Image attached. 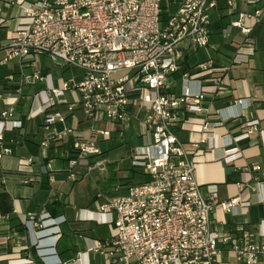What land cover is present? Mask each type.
<instances>
[{"label": "built area", "instance_id": "obj_1", "mask_svg": "<svg viewBox=\"0 0 264 264\" xmlns=\"http://www.w3.org/2000/svg\"><path fill=\"white\" fill-rule=\"evenodd\" d=\"M226 1L235 6L236 0ZM162 2L0 0V26L7 28L0 63L23 64L28 56L45 55L64 68L81 70L80 81L61 79L57 87L48 88L47 99L36 93L26 114L29 119L41 117L48 130L55 123H65L67 112L78 108L88 120L106 124L92 126L89 137L74 140L67 154L70 178L106 166L101 143L114 133L134 128L141 138L132 151V166L144 168L149 178L130 184L103 206L113 216V234L102 241L91 240L88 250L105 255L108 264H221L219 255L225 245L238 264H257L264 255V242L252 231L215 226L214 211L218 207L230 211L238 199L220 201L216 186L205 190L195 178L194 154L201 145L214 146L211 126L206 122L201 139L190 144L181 142L177 131L196 115L207 113V95L217 94L230 69L250 58L253 49L247 43L253 26L264 20V6L241 12L231 23L247 38L238 45L230 65L217 66L209 58L194 70L182 72L185 51L208 46L218 0H185L165 21ZM6 8L16 13L6 14ZM120 71L130 73L114 78ZM178 72L180 85L174 77ZM45 78L37 71L25 74L23 80L35 83ZM69 90L77 93L73 101L62 99ZM14 112V106L0 112L2 130L23 127L22 120L11 119ZM256 130L251 127L234 137L225 149V160L232 162L241 156L234 141ZM69 131L66 128L46 137L41 142L42 157L48 156L52 138L61 139ZM11 152L4 148L0 157ZM33 165V156L20 160L24 184L41 179ZM47 167L51 169L52 164ZM253 168L262 170L264 176L261 165ZM6 181L2 175L0 190ZM27 218L34 228L45 227L41 213L29 212ZM7 242L8 237H0V244Z\"/></svg>", "mask_w": 264, "mask_h": 264}, {"label": "crops", "instance_id": "obj_2", "mask_svg": "<svg viewBox=\"0 0 264 264\" xmlns=\"http://www.w3.org/2000/svg\"><path fill=\"white\" fill-rule=\"evenodd\" d=\"M184 1L168 3L163 0V11L171 15ZM262 6L264 0H236L234 7H230L226 0H218L208 46L187 49L181 71H192L209 58H213L217 66L230 65L238 45L247 38L241 28L231 26V23L241 12H253ZM12 13L16 10L10 9L9 14ZM5 39L6 35L0 38V61L5 56ZM250 39L247 43L253 49L250 58L230 69L221 90L207 95L204 105L209 111L196 115L185 128L177 131V136L185 144L198 142L204 124L209 123L214 132V146L201 145L194 154L195 178L205 190L210 185L216 186L220 201L238 199L230 211L222 207L214 211L215 226L219 230L245 228L252 231L259 242H264V176L262 170L253 168L254 164L264 168V20L253 26ZM1 67L4 68L0 72V112L14 106L11 119L22 120L23 127L2 130L0 123V131H3L0 152L4 148L12 150L0 157V178L2 175L7 178L0 190V237H8L7 243L0 244V264H70L74 260H78L77 264H108L105 255L88 249L91 240L102 241L112 236L113 216L103 206L115 195L123 193L129 183L112 185L105 194H100L98 176H94L93 171L72 179L67 170V154L74 140L89 137L92 126L100 124L105 127L106 124L88 120L80 108L67 112L66 122L55 123L49 130L41 117L29 119L26 116L36 93L41 92L47 99L48 88L57 87L61 79H67L63 77L64 73L72 71L70 77L80 81L81 70L64 68L45 55L28 56L23 64L17 61L0 63ZM37 71L46 76L45 80L24 82L25 74ZM174 77L180 85V72ZM76 97L77 93L69 90L62 99L73 101ZM60 107L66 110L65 105ZM251 127L257 130L233 143L242 155L232 162L226 161L227 144ZM66 128L70 131L61 139L52 138L48 156L42 157L41 142L50 134ZM137 128L140 130L138 124ZM126 131H132L130 139L126 138ZM126 131L119 134L126 140L133 139L135 133L138 135L134 128ZM135 147L132 146V151ZM30 156L34 157L33 168L41 179L24 184V173L19 171V164L21 159ZM49 162L51 169L47 167ZM77 170L83 171L81 168ZM118 177L126 178V173L122 172ZM53 202L61 203L60 216L64 217V222L56 220L60 216L51 215L48 205ZM29 212L41 213L45 227L34 228L33 222L27 218ZM221 248V264H238L235 254L227 246ZM257 264H264V255Z\"/></svg>", "mask_w": 264, "mask_h": 264}, {"label": "rangeland", "instance_id": "obj_3", "mask_svg": "<svg viewBox=\"0 0 264 264\" xmlns=\"http://www.w3.org/2000/svg\"><path fill=\"white\" fill-rule=\"evenodd\" d=\"M168 3L175 2L176 0H167ZM10 9H6L5 13L9 14ZM7 35V28H0V38ZM4 67L0 68V72L3 71ZM127 73H130V71H120L113 74L114 78H119ZM72 74V71H68L63 74L64 78L70 77ZM104 125L98 124L97 127H103ZM131 130V129H130ZM132 131H126V138L130 139ZM120 133H114L112 137L108 140H105L101 143V147L103 149L102 157L106 160V166L104 170L96 169L92 172L94 176H98V182H99V190L101 193H106L108 190L113 187L112 185H122L127 184L124 180L119 178L118 176H121L122 172L126 173V177L129 175H133L132 182L129 183L132 184L134 182H138L139 180H146L148 179V175L145 174L144 168L141 167H134L132 166V146H138L141 143V138L135 133H133V139L127 140L124 136L119 135ZM124 134V133H123ZM122 136V137H121ZM99 172V173H98ZM102 173V175H100ZM82 175H86L84 172H82ZM78 191V189H77ZM78 193L81 194L80 191ZM59 220L58 222H64V217L60 216L59 218H56V220ZM55 220V221H56Z\"/></svg>", "mask_w": 264, "mask_h": 264}, {"label": "trees", "instance_id": "obj_4", "mask_svg": "<svg viewBox=\"0 0 264 264\" xmlns=\"http://www.w3.org/2000/svg\"><path fill=\"white\" fill-rule=\"evenodd\" d=\"M162 15H163V18H162L163 21L167 20V18L170 16L167 11H163ZM132 178H133V175H129L128 177L123 178L122 180H124L128 184V183L132 182ZM55 206H58V208L57 207L54 208ZM48 207H49V210H50V213L52 216L62 215V211L60 210L61 203L53 202V203L49 204Z\"/></svg>", "mask_w": 264, "mask_h": 264}]
</instances>
